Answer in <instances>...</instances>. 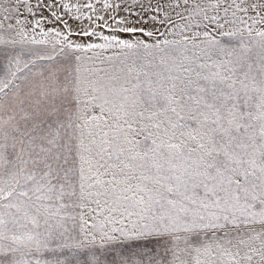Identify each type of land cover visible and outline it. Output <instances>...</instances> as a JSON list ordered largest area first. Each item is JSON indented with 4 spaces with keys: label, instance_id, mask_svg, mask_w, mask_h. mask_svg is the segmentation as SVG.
<instances>
[{
    "label": "snow or ice",
    "instance_id": "6c2138e0",
    "mask_svg": "<svg viewBox=\"0 0 264 264\" xmlns=\"http://www.w3.org/2000/svg\"><path fill=\"white\" fill-rule=\"evenodd\" d=\"M245 3L168 0L179 22L164 13V39L80 44L67 21L68 36L29 39L14 15L28 0H0L13 34L0 44L50 45L10 56L0 77L3 264L47 251L62 258L34 264H116L105 250L148 238L179 264H264V3ZM113 42L127 51L78 54Z\"/></svg>",
    "mask_w": 264,
    "mask_h": 264
},
{
    "label": "rangeland",
    "instance_id": "374dc122",
    "mask_svg": "<svg viewBox=\"0 0 264 264\" xmlns=\"http://www.w3.org/2000/svg\"><path fill=\"white\" fill-rule=\"evenodd\" d=\"M14 2L15 0H11V3L14 4ZM237 2H240V0H237ZM107 3L111 7H104L105 0H28L29 6L32 7V12L29 13L25 7L21 6L19 13L14 15L17 19H21L22 21L26 19V23L23 24V27L28 33L29 39L33 36H35L36 39H45L42 35L43 30V32L49 33L47 39L52 40L55 37V33L49 31L50 29H56L63 35L68 36L70 28L73 34L68 36V38L74 43L80 44H103L105 43L102 38L103 36H116L121 40H127L132 43L143 41L144 43L151 44L165 38L159 34L167 33V29L159 23L160 20L164 19L165 12H168L173 20L179 22L175 13L167 6L168 0H107ZM158 3L161 5V10L159 11L156 9ZM251 3H264V0H246L245 6ZM65 4L70 5V8L66 9L64 7ZM88 4H91L92 8L86 7ZM5 6H8V0H5ZM76 6H78V9ZM53 13L56 15L54 16ZM237 15L244 14L238 12ZM253 15H255V12L250 9L245 19ZM153 16L157 18L156 21L151 19ZM56 17H60V19L57 20ZM77 17H79V19H77ZM88 17H91V20H89ZM100 17L103 19H100ZM37 20L40 21L39 27H37L35 23ZM121 20L123 23H117V21ZM64 21L68 22L69 28L65 27ZM125 27L143 28L144 31L138 30L132 33L120 31V29ZM256 27L259 28L260 25L258 24ZM80 29L93 30L102 35L82 36L79 35ZM149 31L153 32L152 36L147 35ZM0 36L5 40L13 38V34L7 31H0ZM15 38L19 39V37ZM56 38L62 39V37ZM168 38L171 39L172 36L168 35ZM225 42H228L227 39ZM231 43H235V40L233 39ZM113 44L114 46L108 49L88 50L86 53L78 54L92 56L95 51L102 53L104 56H110L117 52L127 51L126 49L122 50L116 46L115 42H113ZM34 49L50 51V45L18 43L12 46L0 44V77L7 73L8 58L10 56L23 54L26 60L28 58V53ZM65 59L66 57L64 55L58 57V60L61 61ZM47 63V61L38 62L32 71L34 72L39 68L45 67ZM21 67H23V64H21ZM218 235H222V233H218ZM203 239L204 237L201 236L200 240L202 241ZM181 247H183V245H181ZM173 252L174 249L172 245L165 238L125 240L105 250L108 259L110 261H115L116 264H119V260L122 256L132 261L142 259L144 264H148L149 261H151L152 264H179V262L175 260ZM61 258L59 253L51 251L28 257V259L33 261V264L36 259L55 262ZM181 258L187 259V257L183 256ZM3 262L4 258L0 257V264H3Z\"/></svg>",
    "mask_w": 264,
    "mask_h": 264
}]
</instances>
